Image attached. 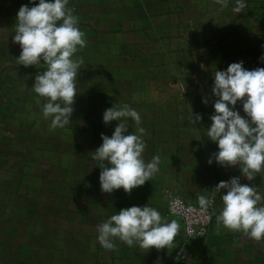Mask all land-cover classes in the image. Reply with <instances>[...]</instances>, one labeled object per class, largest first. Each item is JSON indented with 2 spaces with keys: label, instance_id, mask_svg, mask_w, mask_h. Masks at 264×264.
<instances>
[{
  "label": "crops",
  "instance_id": "obj_1",
  "mask_svg": "<svg viewBox=\"0 0 264 264\" xmlns=\"http://www.w3.org/2000/svg\"><path fill=\"white\" fill-rule=\"evenodd\" d=\"M25 4L33 6L29 0H0V184L7 187L0 194L9 198L0 210L8 219L0 223V262L264 264V242L217 223L219 194L203 240L186 241L181 221L168 214L170 195L200 206V195L212 198L216 185L232 177L264 192V174L249 181L239 166L209 165L218 147L206 136L214 114L215 71L240 61L248 70L264 67V0H247L240 13L232 10L235 0L228 7L216 0H69L86 39V47L76 53L84 60L77 78L79 94L71 122L55 129L53 138L39 139V146H33L32 135L45 120V98L31 88L44 69L19 65L21 48L12 39L17 13ZM205 98L207 105L202 103ZM115 103H127L141 114L144 160L150 162L157 154L161 158L159 172L131 193L122 188L102 192V169L92 159L102 144L101 134L110 137L117 126V121L106 125L102 119ZM237 108L244 115L240 102ZM197 114L202 120L192 125L190 117L194 121ZM50 122L40 133L53 134ZM21 164L27 170L30 166L28 182L39 184L28 188L22 221L11 223L9 203L15 169ZM146 204L179 224L171 247L147 250L119 239L114 250L101 247L97 225L122 208ZM182 247L184 258L178 255Z\"/></svg>",
  "mask_w": 264,
  "mask_h": 264
},
{
  "label": "clouds",
  "instance_id": "obj_2",
  "mask_svg": "<svg viewBox=\"0 0 264 264\" xmlns=\"http://www.w3.org/2000/svg\"><path fill=\"white\" fill-rule=\"evenodd\" d=\"M216 2L222 7L229 5V0ZM29 3L33 6L22 5L17 13L12 39L19 44L21 52L16 59L24 67L44 69L35 76L31 90L45 98L41 112L44 119H50V130L65 128L71 122L79 94L77 78L84 60L76 53L86 47L85 34L69 7V0H29ZM246 7L247 0H235L232 10L240 13ZM261 60L264 61V56ZM212 95L216 98L212 105L214 114L206 136L217 145L218 151L209 158V165L215 162L225 167L239 166L249 181L257 174L262 177L264 67L248 70L240 61L231 63L226 70H216ZM208 102L202 99L205 105ZM238 102L244 115L237 108ZM191 117L192 125L202 120L199 114L194 121ZM102 119L106 125L118 123L110 137L101 134L102 144L92 152V159L102 169L101 191L112 193L122 188L131 193L159 172L161 158L157 154L150 162L144 160L146 129L141 126V114L129 104H113L104 111ZM212 192V198L198 197L202 211L211 208L215 195L219 194L222 208L216 216L217 223L264 242V192L255 185L242 184L240 177L219 182ZM179 231L176 220H166L159 210L146 204L122 208L97 225V241L105 250H114L117 239L129 247L168 249Z\"/></svg>",
  "mask_w": 264,
  "mask_h": 264
},
{
  "label": "built area",
  "instance_id": "obj_3",
  "mask_svg": "<svg viewBox=\"0 0 264 264\" xmlns=\"http://www.w3.org/2000/svg\"><path fill=\"white\" fill-rule=\"evenodd\" d=\"M168 214L181 221L186 241L205 239L213 221L210 208L202 211L200 206L189 204L177 195L168 197ZM178 255L184 258L183 247L178 251Z\"/></svg>",
  "mask_w": 264,
  "mask_h": 264
},
{
  "label": "rangeland",
  "instance_id": "obj_4",
  "mask_svg": "<svg viewBox=\"0 0 264 264\" xmlns=\"http://www.w3.org/2000/svg\"><path fill=\"white\" fill-rule=\"evenodd\" d=\"M18 57V56H17ZM37 121H40V119H37ZM49 120H44L43 122H39L38 123V126H39V129L36 131L35 134L32 135V141H33V146L34 145H37L39 146V139H42V137H46V136H53L55 135V130H53V134L50 135L48 133L46 134H43V133H40V130L42 127H45V126H49V124H47ZM23 145V144H22ZM31 146H32V143H31ZM24 148V147H22ZM25 148H28L25 147ZM19 152V151H18ZM19 154L21 155L22 154V150H20ZM13 168V167H12ZM25 168V169H24ZM30 166H28V170L26 169L25 165H17L16 166V172H17V177H16V185H15V190H14V195H11V198H10V203H9V206L13 209L12 211H14L13 213L10 214L11 218L10 221L11 223H19L21 222V217H24L23 215V212H22V208L26 205V199L27 201L29 200V196H30V193L27 192L28 191V188H32L33 186H35V184H39V183H36L35 180H30V182H28V178L26 177L25 173L26 172H30L29 170ZM3 171L1 170V173ZM31 173L34 175L36 173V170L35 169H32L31 170ZM3 184L5 183H1L0 184V189H7V187H3ZM12 185H14L13 183H11ZM10 184V185H11ZM6 185V184H5ZM40 189V188H39ZM38 189V190H39ZM27 196V197H26ZM9 198L6 197L5 195H2L0 194V207L1 209L0 210H3V207H7V202H8ZM6 214H0V223L2 222H7L6 220H8L7 218H5ZM38 218V214L35 216ZM5 262H0V264H4Z\"/></svg>",
  "mask_w": 264,
  "mask_h": 264
}]
</instances>
